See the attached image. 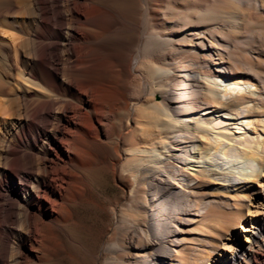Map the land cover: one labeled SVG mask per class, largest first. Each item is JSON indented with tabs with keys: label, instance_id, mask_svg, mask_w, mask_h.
<instances>
[{
	"label": "bare ground",
	"instance_id": "obj_1",
	"mask_svg": "<svg viewBox=\"0 0 264 264\" xmlns=\"http://www.w3.org/2000/svg\"><path fill=\"white\" fill-rule=\"evenodd\" d=\"M157 8L150 0H0V178L21 162V148L29 150L23 177L0 194V264H42L47 229L57 237L65 232L98 166L120 183L130 177L134 197L143 193L144 181L158 179L151 201L162 190L173 199L219 193L226 209L239 212L242 222L233 227L244 232L245 243L212 250H219L222 264H264L263 181L253 201L261 212L244 210L250 205L244 188L264 178V84L244 79L241 69L230 71L221 52L217 61L187 56L182 65H160ZM128 26L136 32L128 72L138 74L141 92L151 89L160 100H141L131 81L113 96L120 82L109 45L122 41ZM176 76L184 85L171 82ZM219 154L247 159L250 171L236 177L217 168ZM206 160L209 165H200ZM218 206L191 212L203 222L190 238L196 242L188 244L182 236L168 239L170 222L161 228L150 221L151 230L134 216L130 240L142 259L136 264H211L214 256L191 244H202L211 231L225 234V211Z\"/></svg>",
	"mask_w": 264,
	"mask_h": 264
},
{
	"label": "rangeland",
	"instance_id": "obj_2",
	"mask_svg": "<svg viewBox=\"0 0 264 264\" xmlns=\"http://www.w3.org/2000/svg\"><path fill=\"white\" fill-rule=\"evenodd\" d=\"M151 2L156 5V8L159 7L156 14V31L160 46L155 58L160 65L173 68L178 64L182 65L187 56H192L195 60L203 62L209 55H212L217 61V52H221L230 71L237 72L241 69L244 71L242 73L244 79L251 76L264 84V0H150ZM182 4L185 6H180ZM121 8L126 13H130L129 8L125 5H122ZM191 8L194 10L191 11ZM126 30L120 34L124 36V39L110 42L108 50L109 62L113 66H118L117 75L120 82L114 87L113 96H117V93L120 95L123 91V84L131 81L130 87L133 94L141 100H160L159 94L152 93L151 89L145 93L141 92L138 74L128 72V66L136 48V32L131 26H128ZM205 68L203 69L206 70ZM238 73L241 74V72ZM235 74L230 73L229 77H233ZM196 76L200 77L198 73ZM175 79L177 80L171 82L184 85L178 80V76ZM184 90L188 91L187 88ZM219 119L222 120L221 117H218ZM146 123L143 121L144 127H147L148 123ZM116 130L117 127L114 123L109 129V133L114 135ZM24 148L20 150L23 154L21 155V162L15 165L17 169H10L6 175L0 178V194H7L8 186L18 180L19 177H23L24 171L27 170L29 150ZM230 156L226 160L220 154L217 155L216 167H220L234 176L237 174L236 177L250 171L248 162L246 163L247 159ZM202 164L204 166L209 165V160L200 163V165ZM89 181L90 186L82 195L80 202L77 205L74 204L75 208H73L68 222L64 226L65 232H60L57 237L51 233L53 229H47L46 235L49 234L46 236L44 249L42 248L46 260L42 264H136L137 260L142 259L137 256L138 252L141 251L137 250L130 240L133 232L131 219L137 217L138 221L143 222L147 229L151 230L150 221H160L162 223L161 228L170 222V232H167L168 239L182 236L185 238L184 243L188 244L187 241L190 242V238L197 235L195 234L197 233L196 230L203 222L195 221L193 218L195 215L191 212L205 214V211L210 208V204H214L215 207L219 205L218 211L224 209L225 212H221V216L223 219L225 218V225H228V228H225L226 231L224 229L225 232L223 231V233L225 234L222 236L211 231L209 234L212 236L204 237L207 240L200 242L202 244H196V246L192 243L191 246L202 247L204 249L201 250L202 255L211 254V258L214 256L211 264H222L221 255L218 254L219 250L214 251L212 249H217L224 243L229 244V247H235L236 243L240 241L245 243L244 232L233 227V223L236 226L242 222L238 219L239 212L226 209L227 198L222 197L219 193L212 196L193 197V199L180 195L173 199L171 193L162 190L158 192L162 194V197L151 201L153 196L151 184L161 186L158 179L152 178L149 181H144L143 193L140 197H134L129 193L131 178L126 176L120 183L106 171L105 166L94 167L89 174ZM262 181L264 182V178L258 180L255 178L244 188V192L250 201L252 200L249 201L250 205L247 203L244 205V210H249L254 216L261 212V204H256L253 201L259 196L260 185L264 184H260ZM216 198L218 204H215ZM219 200H223V203ZM137 207H140L138 208L140 210ZM168 211L172 214L171 219L166 215L169 213ZM246 224L250 223L246 222ZM139 227L144 228L142 223ZM158 236L160 238V234ZM147 251L148 249H145L142 252ZM152 253H156V250H152Z\"/></svg>",
	"mask_w": 264,
	"mask_h": 264
}]
</instances>
